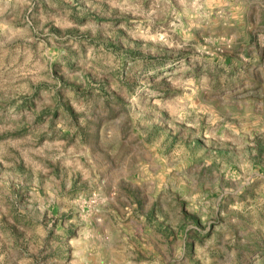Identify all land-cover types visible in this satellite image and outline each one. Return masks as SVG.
Returning <instances> with one entry per match:
<instances>
[{
    "label": "rangeland",
    "instance_id": "1",
    "mask_svg": "<svg viewBox=\"0 0 264 264\" xmlns=\"http://www.w3.org/2000/svg\"><path fill=\"white\" fill-rule=\"evenodd\" d=\"M0 264H264V0H0Z\"/></svg>",
    "mask_w": 264,
    "mask_h": 264
}]
</instances>
